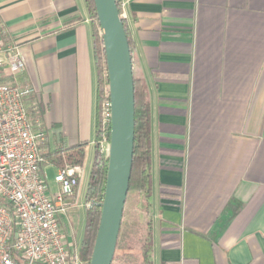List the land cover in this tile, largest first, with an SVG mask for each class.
<instances>
[{
    "label": "crops",
    "instance_id": "1",
    "mask_svg": "<svg viewBox=\"0 0 264 264\" xmlns=\"http://www.w3.org/2000/svg\"><path fill=\"white\" fill-rule=\"evenodd\" d=\"M122 15L150 103V182L128 193L113 264L130 263L139 228L138 264L146 242L154 264H264V0H125ZM0 25L25 58L47 164L85 144L62 221L80 251L100 116L86 0H0Z\"/></svg>",
    "mask_w": 264,
    "mask_h": 264
},
{
    "label": "built area",
    "instance_id": "2",
    "mask_svg": "<svg viewBox=\"0 0 264 264\" xmlns=\"http://www.w3.org/2000/svg\"><path fill=\"white\" fill-rule=\"evenodd\" d=\"M124 4L125 0H118L121 10ZM105 68L101 133L96 144L108 159L112 103ZM25 69L18 46L0 40V264H89L79 251L70 250L62 226L82 168H58L59 189H50L43 150L47 127L33 112L37 110L34 88L19 80Z\"/></svg>",
    "mask_w": 264,
    "mask_h": 264
},
{
    "label": "water",
    "instance_id": "3",
    "mask_svg": "<svg viewBox=\"0 0 264 264\" xmlns=\"http://www.w3.org/2000/svg\"><path fill=\"white\" fill-rule=\"evenodd\" d=\"M105 51L111 131L101 219L89 264H113L133 167L135 86L133 57L118 0H94Z\"/></svg>",
    "mask_w": 264,
    "mask_h": 264
},
{
    "label": "trees",
    "instance_id": "4",
    "mask_svg": "<svg viewBox=\"0 0 264 264\" xmlns=\"http://www.w3.org/2000/svg\"><path fill=\"white\" fill-rule=\"evenodd\" d=\"M86 3L93 22L95 55H96V61L99 71L98 98H99V103L101 104V101L103 99V89L105 85L104 81L106 75L105 51H104L102 34L99 26L95 2L94 0H86ZM120 11L122 12L121 8ZM129 44L131 48L130 39H129ZM134 86H135V142H134L133 167H132V174L130 179L129 192L145 190L150 182L149 177L147 176V171L150 162V153H151L150 103L143 83L141 82L140 79H138L135 76V74H134ZM100 133H101V123L98 121V125H97L98 139L100 138ZM45 157L48 158L46 155ZM51 159L57 168H66L71 166L82 167L86 160L85 144L76 145L67 148L66 150H64V147H59L55 151ZM107 162L108 159L104 157V155L101 153L99 149V146L97 145L95 150V157L87 185L86 195H85V201L87 203L101 202L104 198L106 174H107ZM100 219H101L100 206L94 205V206L86 207V220L84 224L83 237L81 240L79 255L83 261L88 263L90 262L93 253L94 244L99 229ZM141 264H154L150 255V245L148 242L144 244V259Z\"/></svg>",
    "mask_w": 264,
    "mask_h": 264
},
{
    "label": "rangeland",
    "instance_id": "5",
    "mask_svg": "<svg viewBox=\"0 0 264 264\" xmlns=\"http://www.w3.org/2000/svg\"><path fill=\"white\" fill-rule=\"evenodd\" d=\"M57 167L54 165H49L46 164L45 165V171L47 173V181H48V185L50 187V189L53 192H57L59 189V185L57 183ZM79 199H81V196H79ZM87 207V202L85 201L83 208H79V211L76 212L73 216V222H74V228L79 231L80 233V229L84 226L85 224V220H86V210L85 208ZM68 224V223H67ZM69 225V224H68ZM138 231V235L134 236L133 239V243L131 244V247H129L126 251L127 254H130L131 260L129 264H138L139 261H141V256H139L137 254V251L140 250L141 248V244H143L145 242L144 238V234L143 232H140V228ZM147 241V240H146ZM123 245L120 244V250L122 249ZM140 247V248H139ZM134 251H136V253H134ZM117 258V253H116V257Z\"/></svg>",
    "mask_w": 264,
    "mask_h": 264
}]
</instances>
